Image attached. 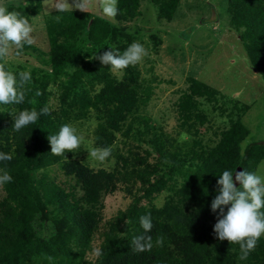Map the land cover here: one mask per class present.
<instances>
[{"label":"trees","instance_id":"obj_1","mask_svg":"<svg viewBox=\"0 0 264 264\" xmlns=\"http://www.w3.org/2000/svg\"><path fill=\"white\" fill-rule=\"evenodd\" d=\"M139 1L118 0L116 19H135ZM179 2L154 0L159 18L171 22ZM41 6L37 0L29 7H8L4 30L15 32ZM228 12L251 67L264 81V0H229ZM47 35L48 59L37 47L25 44L24 49L37 53L49 69H34L6 82L10 91L0 112V185L5 193L0 199V264H264V238L255 224L264 225V200L249 197L263 190L255 175L264 161V142L242 149L250 135L243 123L249 106H241L217 144L207 147L196 128L197 122H208L200 99L218 103L222 95L189 78L177 106L181 126L195 139L175 145L164 132L152 130L147 118L142 128L129 123L139 119L136 113L148 103L152 89L143 84L130 36L81 11H62L50 19ZM110 40L117 51H99L103 67L90 75L86 66L67 71L84 47L98 48ZM114 68L123 72L121 79L112 73ZM1 74L0 69V84ZM59 77L66 82L54 108L49 88ZM91 111L100 119L97 149L109 151L118 134H135L151 151L144 150L146 156L118 153L113 171H96L73 159L70 125L86 120ZM154 154L159 161L150 166L148 158ZM56 167L75 184L57 181L51 174ZM239 167L243 178L234 197L242 208L224 197ZM120 186L132 202L109 223L92 261L88 254L101 231L102 198ZM166 190L172 196L165 205L152 204L154 195Z\"/></svg>","mask_w":264,"mask_h":264},{"label":"rangeland","instance_id":"obj_2","mask_svg":"<svg viewBox=\"0 0 264 264\" xmlns=\"http://www.w3.org/2000/svg\"><path fill=\"white\" fill-rule=\"evenodd\" d=\"M36 1L0 0V69L5 73L4 76L1 74L0 112L7 106L5 100L10 90L6 82L11 77L29 74L34 69H49L42 65V57L30 49H24L25 44L37 47L45 53L44 58L48 59L50 43L47 22L59 17L62 11H81L103 19L111 28L132 38V51L137 58L143 84L152 88L148 103L136 113L139 119L129 122L135 129L142 128L141 121L147 118L152 130L164 132L175 145L194 140L195 136L181 126L177 106L180 97L190 86L188 79L194 78L217 89L222 95V98L218 97V103L200 99V110L207 115L208 122L204 125L197 122L196 128L200 130L198 138L205 146L214 147L217 144L221 132L230 127L231 119L237 118L238 109L243 105L249 106L248 112L243 114V123L250 130V135L242 144V149L252 142H264V81L251 67L240 33L230 25L229 0H180L171 22L159 18L154 0H140V14L128 23L116 19L118 0H41L39 13L30 14L28 23L20 24L15 32L8 33L4 30L2 20L8 7H29ZM100 50L113 54L117 51V43L110 40L98 48L90 45L84 47L76 62L67 66V71L74 73L86 66L87 75L93 74L92 72L103 67L102 59H99ZM111 71L118 79L122 78V71L116 68ZM51 81V104L58 108L66 78H53ZM193 122L194 120L190 121L191 124ZM99 123L100 119L95 111H91L86 120L71 123L73 159L96 171H113L118 153L127 155L132 151L146 156L144 150L151 151V146L137 139L135 134L130 137L118 134L117 142L109 151L97 149L95 136ZM158 161L156 154L148 158L150 166ZM51 174L60 183L75 184L57 167ZM255 178L261 183L263 190L260 194L252 193L249 197L264 200V161L258 166ZM179 181L181 183L182 178ZM238 187L234 183L224 197L240 207L234 197ZM123 188L120 186L119 191L102 198L101 231L94 240L93 251L88 254L92 261L98 256L103 232L107 230L109 223L132 202V197ZM4 195L0 185V199ZM154 196L156 198L152 200V204L160 208L172 193L166 190ZM143 203L146 204L147 201L144 200ZM255 224L259 236L264 238V225L256 221Z\"/></svg>","mask_w":264,"mask_h":264},{"label":"water","instance_id":"obj_3","mask_svg":"<svg viewBox=\"0 0 264 264\" xmlns=\"http://www.w3.org/2000/svg\"><path fill=\"white\" fill-rule=\"evenodd\" d=\"M242 168L239 167L235 173L234 176V181H235V185L236 186H240V184L242 183V178H243V173H242Z\"/></svg>","mask_w":264,"mask_h":264}]
</instances>
